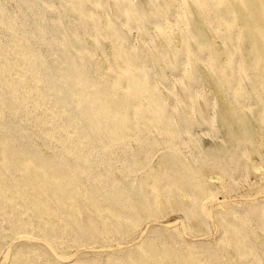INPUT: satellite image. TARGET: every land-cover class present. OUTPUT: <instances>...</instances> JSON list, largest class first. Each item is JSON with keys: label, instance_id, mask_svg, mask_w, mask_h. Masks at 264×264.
<instances>
[{"label": "bare ground", "instance_id": "obj_1", "mask_svg": "<svg viewBox=\"0 0 264 264\" xmlns=\"http://www.w3.org/2000/svg\"><path fill=\"white\" fill-rule=\"evenodd\" d=\"M5 1L0 0V236L4 238L13 232L14 236L26 238L13 243L0 264H158L159 258L152 248L155 229L141 235L136 232L135 240L128 247L116 251L100 249L119 241L109 235L118 227L121 218L129 219L133 213L126 212L128 205L122 191L125 185H118L114 179L113 163L109 159L111 150L109 155L107 150L111 144L120 143L125 136L134 133L135 119L149 126V130L153 126L157 135L164 139L177 134L186 125V119L182 116L175 122L169 115L171 103L168 100L173 96L172 90L167 87L168 93H164L153 79L147 59L140 60V55L131 53V46L123 42L110 24L107 25L102 0H60L67 14L64 23L47 18L44 12L37 14L32 21L39 20L35 23L37 41L40 38L44 42L41 43L46 46L44 52L31 45L25 31L17 29L16 18L13 20V15L5 8ZM234 1L230 4L226 0H215L231 29L240 20V27L252 32L256 41L252 43L251 51L255 49V53L264 47V0ZM38 2L45 10L52 8L51 0H25L29 6ZM204 2L195 0L194 5L201 9ZM123 3V0H115L118 16L145 15L160 30H163V21L168 14L176 20L177 0H147L144 5L142 2L134 4L130 14ZM70 14L81 16L86 27L91 20L95 21L102 35H108L118 43L119 49L113 55L116 68L107 67L96 79L90 76L86 59L93 49L83 42L69 19ZM194 25L199 32L200 24L194 21ZM182 37L185 43L184 35ZM226 37H232V30ZM197 41L202 53L208 41L200 38ZM173 52L175 60L171 67L183 62V53L178 48ZM225 52L229 54L227 49ZM49 55L53 56L52 64L48 61ZM211 58L219 61L220 53L214 50ZM249 58L253 76L263 82L264 73L260 67L264 68V52ZM234 68L229 75L236 78ZM166 80L167 76L162 73L159 81L164 83ZM183 103L186 107L189 105L187 97L183 98ZM37 137L40 142L36 141ZM148 140L149 137L145 138L140 145ZM166 172L161 170L162 174ZM152 174V167L142 172V178L148 180L141 188L145 187L144 192L148 194L152 191L145 190H150L156 183ZM91 182L93 186H90ZM129 182L140 184L142 180L134 175ZM166 182L167 179L163 186ZM172 182L170 179L168 183L171 185ZM188 195L192 198L194 194ZM88 200L92 207L82 213L79 203L85 205ZM191 200L194 216L199 218V204L195 197ZM253 205L229 209L227 212L233 218L228 221L231 229L228 234L224 226L219 236L222 240L229 235L236 239L234 245L241 258L240 264H260L243 251L249 242L244 229L241 234L233 233L234 228H238L235 219L246 218V208L253 211ZM42 243L51 245L59 253L51 254ZM67 252L76 253L62 255Z\"/></svg>", "mask_w": 264, "mask_h": 264}, {"label": "rangeland", "instance_id": "obj_2", "mask_svg": "<svg viewBox=\"0 0 264 264\" xmlns=\"http://www.w3.org/2000/svg\"><path fill=\"white\" fill-rule=\"evenodd\" d=\"M18 1H5V8L13 15V20L16 18L17 29L27 33L31 45L44 52L46 46L41 44L44 42L40 38L37 41L35 23L39 20L33 22L32 19L44 12L47 18L64 23L67 14L62 2L51 0L52 8L45 10L39 2L29 6L25 4V0H20V4ZM123 1L124 8L130 14L134 11V4L142 2L144 5L147 0ZM102 2L107 25L110 24L109 27L119 33L123 42L131 46V53L138 54V57L140 55L139 59H147L152 77L164 93H168L167 87H170L173 96L168 100L171 103L169 115L175 122L183 116L186 125L177 134L164 139V136L157 135L153 126L149 130V126L135 119V135L129 134L120 143L111 144V148L107 150V155L111 150V171L118 185H125L122 191L128 205L126 212L133 213L129 219L121 218L118 227L112 229L109 235L110 238L119 240V243L108 244L100 249L116 251L128 247L135 240L136 232L141 235L146 230L155 229L152 248L159 258L158 264H240L241 258L234 245L236 239L226 235V239L222 240L219 236L224 226L228 234L231 229L228 221L233 218L227 212L229 209L254 204L253 211L246 208V218L235 219L238 228H234L232 232L241 234L244 229L251 243L244 245L243 251L264 264V81L253 76L249 58L253 54L260 56L264 47L255 53V49L251 51L252 43L256 41L252 32L240 27V20L231 29L215 0H205L201 9L194 5L195 0H177L176 20L168 14L163 21V30L148 21L145 15H132L128 18L118 16L115 0ZM226 2L234 4L235 1ZM68 16L83 42L93 49L92 54L87 56L88 60L86 59L90 76L96 79L106 72L107 67L116 68L113 55L119 49L118 43L110 36L102 35L95 21L91 20L86 27L81 16ZM194 21L201 26L199 32ZM231 30L232 37L227 38L226 35ZM197 38L208 41L205 42L202 53L198 48ZM174 48L183 53V62L171 67L170 64L175 60ZM214 50L220 53L219 61L211 58ZM49 56V63H54L53 56ZM233 67L236 78L229 75ZM260 69L264 73V68ZM162 73L167 76L164 83L159 81ZM228 87L233 89H227ZM185 91H188V96ZM184 97L189 100L187 107L183 103ZM148 137V142L140 145ZM35 139L40 142V138ZM41 147L46 151L44 146ZM130 152L133 154L129 155ZM151 167L156 183L150 190H145L152 191L148 194L144 192L145 187L141 188L147 185L148 180L142 178V172ZM162 169L167 171L166 174L161 173ZM134 175L142 180L140 184L129 182V178ZM170 179L173 181L171 185L168 183ZM90 186H93L92 182ZM90 189L99 193L93 187ZM185 190L194 194L192 196L196 198L201 212L199 218L194 216L191 206L193 197ZM87 202L90 201H86L85 205L84 202L79 203L82 213L88 212L89 207H92L91 202L89 205ZM14 235L15 233L9 232L4 238L0 236V261L12 245L26 238ZM128 236L130 238L124 241ZM43 246L53 255L59 253L49 244L44 243ZM75 253L67 252L62 255L71 256Z\"/></svg>", "mask_w": 264, "mask_h": 264}]
</instances>
